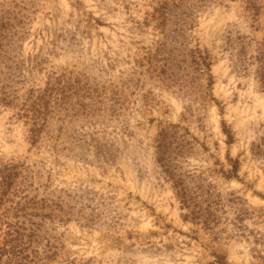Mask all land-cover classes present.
Segmentation results:
<instances>
[{
	"label": "rangeland",
	"instance_id": "374dc122",
	"mask_svg": "<svg viewBox=\"0 0 264 264\" xmlns=\"http://www.w3.org/2000/svg\"><path fill=\"white\" fill-rule=\"evenodd\" d=\"M260 52L264 0H0L31 264H264Z\"/></svg>",
	"mask_w": 264,
	"mask_h": 264
},
{
	"label": "trees",
	"instance_id": "16d2710c",
	"mask_svg": "<svg viewBox=\"0 0 264 264\" xmlns=\"http://www.w3.org/2000/svg\"><path fill=\"white\" fill-rule=\"evenodd\" d=\"M166 8V7H165ZM256 61V79L261 92L264 94V52H260L259 55L253 57ZM252 58V59H253ZM5 100V98H0ZM165 135L161 134V141ZM257 152L264 156V150L261 145H257ZM165 158H162L164 160ZM237 163V162H236ZM233 164V170L236 173L237 164ZM168 164L165 165V169L168 171ZM20 168L15 163H1L0 162V263L1 264H31L35 255L27 253L31 245L37 242V235L34 231L36 229L34 222L31 221L34 213H27L26 204L34 206L35 201L32 199L25 200L23 202H16L14 206L10 203V192L17 178L20 175ZM169 176L172 174H170ZM173 177V176H172ZM174 187L177 189V193L182 200L183 204L188 203L187 189L183 184L181 178H175ZM26 197V196H24ZM25 219L23 221L11 222L10 218L18 219L20 217ZM29 223L33 228L27 227Z\"/></svg>",
	"mask_w": 264,
	"mask_h": 264
}]
</instances>
